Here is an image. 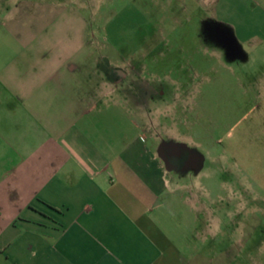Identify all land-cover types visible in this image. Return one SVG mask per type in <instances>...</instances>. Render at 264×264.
I'll use <instances>...</instances> for the list:
<instances>
[{"label":"crops","instance_id":"0c3cea01","mask_svg":"<svg viewBox=\"0 0 264 264\" xmlns=\"http://www.w3.org/2000/svg\"><path fill=\"white\" fill-rule=\"evenodd\" d=\"M21 1L0 0V264H218L226 251L209 252L208 236L235 228L178 236L176 200L205 212L197 173L174 171L146 115L132 116L130 86L112 76L137 72L141 98L140 69L104 68L80 29L33 50L13 16Z\"/></svg>","mask_w":264,"mask_h":264},{"label":"rangeland","instance_id":"374dc122","mask_svg":"<svg viewBox=\"0 0 264 264\" xmlns=\"http://www.w3.org/2000/svg\"><path fill=\"white\" fill-rule=\"evenodd\" d=\"M13 12L33 50L80 29L104 68L125 61L140 69L141 90L145 82L166 91L153 102L126 90L132 116L144 113L159 140L186 142L203 157L189 173L205 212L176 200L178 236L227 223L236 231L208 236L209 252L226 251L217 263L264 264V0H23ZM124 75L112 77L130 86Z\"/></svg>","mask_w":264,"mask_h":264},{"label":"flooded vegetation","instance_id":"af4514ba","mask_svg":"<svg viewBox=\"0 0 264 264\" xmlns=\"http://www.w3.org/2000/svg\"><path fill=\"white\" fill-rule=\"evenodd\" d=\"M132 78L133 75H136V73L133 72V70L130 72ZM129 76V72H125V77ZM131 81V85L129 87L130 90H132L134 81ZM133 83V84H132ZM144 87L141 90L143 93L144 98L151 97L153 99H156L159 95L165 96L166 91L160 87L151 84L149 89L147 87V84L144 82ZM133 91V90H132ZM160 150L162 153V156L166 163L176 172L181 173L185 169H196L198 167V164L201 160V155H199L192 147L186 145L184 142L173 140V139H167L164 140L160 146Z\"/></svg>","mask_w":264,"mask_h":264}]
</instances>
